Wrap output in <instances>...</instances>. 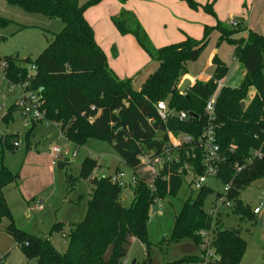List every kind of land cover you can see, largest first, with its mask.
<instances>
[{"label":"trees","instance_id":"16d2710c","mask_svg":"<svg viewBox=\"0 0 264 264\" xmlns=\"http://www.w3.org/2000/svg\"><path fill=\"white\" fill-rule=\"evenodd\" d=\"M11 7L26 12L59 19L63 31L53 35L48 46L33 62L6 57L1 64L4 79L10 86L27 85V90L39 92L43 101L45 121L57 124L66 142L79 148L89 140L97 139L111 145L121 163L133 169L129 184L135 188L129 207L121 204L123 188L112 177L91 179L98 168L96 160L85 159L81 179L90 181L92 195L85 220L81 223H56L51 234L61 233L69 225L68 250L60 254L50 243L49 237H35L22 230L13 219L3 191L17 184L18 175L0 158V221L10 223L4 229L23 254L26 264H124L134 239L146 246L148 264L152 244L148 240L150 209L155 201L175 197L189 175L191 167L196 178L205 175L204 150L200 139L207 126H213L216 144L222 161L217 165L213 180L228 188L216 192L208 182L196 198L186 201L175 220L170 237L173 243L193 241L199 254L177 264H241L247 243L238 230L227 229L222 220L214 219L204 208L208 197L214 203L225 198L233 214L242 219L254 220V214L241 200V192L257 180L264 179V35L249 31L246 38H234L242 28H227L220 22L210 29L205 27L204 37L154 49L136 16L123 10L112 18L120 35L133 36L143 51L157 64L141 90H136L131 79L121 80L109 67L107 57L98 46L93 28L85 18L86 11L104 0H90L81 5L79 0H5ZM126 3L128 0H119ZM198 11L201 7L215 16L213 4L199 5L195 0H180ZM4 26L7 22L2 21ZM220 32V41L235 47L234 57L246 69L243 84L237 88L222 87L216 98L212 118L204 115L207 102L214 96L219 83L228 75V67L215 56L214 71L206 83L196 81L186 95L179 92L187 65L196 62L210 42V33ZM0 64V66H1ZM36 68L31 74L29 68ZM254 88L256 97L242 109L249 90ZM164 101L167 117L157 111V104ZM12 107L4 116L11 119ZM184 112L187 119L181 121ZM45 121H31L32 124ZM45 122V123H46ZM32 132V129L29 133ZM186 135L191 142L175 148L169 139ZM0 141L13 150L10 137L0 136ZM163 157L162 167L155 178L140 174L145 165L139 160L143 155ZM168 155L170 159L168 160ZM152 180V183L148 181ZM70 182V181H69ZM151 185V186H150ZM215 225L212 244L214 257L208 258L203 248L200 232Z\"/></svg>","mask_w":264,"mask_h":264},{"label":"rangeland","instance_id":"374dc122","mask_svg":"<svg viewBox=\"0 0 264 264\" xmlns=\"http://www.w3.org/2000/svg\"><path fill=\"white\" fill-rule=\"evenodd\" d=\"M89 1L90 0H79L81 5ZM195 1L201 6L212 3L213 7L217 2V0ZM147 2L148 0H137V4L141 5H145ZM178 3L183 6L184 10L189 8L188 4L184 1L179 0ZM224 5H226V3H224ZM150 7L154 15L152 20L154 29L151 30L154 35L152 34L151 36L152 40L149 36L148 37L154 49L181 43L189 37L185 31L187 27L190 26L189 21L194 18L189 19L183 14L181 9L171 8L168 4H164L159 0H152L150 2ZM252 8L253 0H242V2L236 4L235 8L230 12L226 9L225 13L222 15L223 18L218 17V22L227 28H231L229 25L230 20L240 24L242 31L237 33L234 38H240L242 35L246 34V29L252 27V24H254V27L256 26L260 29L264 28V14L254 16ZM88 10H92V13L94 12L93 16L97 19L95 22L91 21V23H93L94 27L92 28L98 33V42L102 44V50L106 53L105 55L110 63L118 60L117 62L122 71L120 73L121 76L118 74L117 76L121 78L126 77L123 75H125L124 69L126 68V64L128 65V61L125 57H119L118 51H126V56L130 58L132 47L128 44L122 46L120 43L116 46L114 42H110L111 40L107 36V29H105L103 25V20L102 22L100 20L101 11L96 7ZM200 10L201 15H209L202 7ZM161 11L169 15L174 14V16H180L183 20H179L178 23L172 22L170 18ZM2 21L7 22V24L3 26L1 24ZM108 21L111 25L113 24L112 18L110 19L109 17ZM195 23L196 22L192 23L191 26L196 27L197 25H195ZM210 23H203V25H208L209 28L212 29L213 27L210 26ZM141 27L146 32V29L142 25ZM63 29L64 24L59 19H51L46 15L26 12L19 7H11L5 0H0V64L4 58L13 56H17L19 60L28 59L31 62L35 61L48 46V41L51 37L60 34ZM176 35L178 37L183 35L187 36L181 38V40L184 39L183 41L180 40L181 42H175L172 37ZM203 37L204 34H202L199 39L190 38L200 41ZM130 38L135 42L136 48H139V52L145 57L147 56L149 61L140 71V74L137 75L138 77L136 79H134V75L132 77H127L128 79H133L137 87H142L150 74L157 70V64H154V61H152L137 44L133 36ZM220 39L221 35L217 30H213L210 33V42L207 49H205L199 57V60L188 63V75L197 79L200 78L203 81L207 80L214 70L211 57L215 56L230 69L225 82L235 73V66L241 67L244 70L243 72H246L244 66L234 59L235 47L228 41H220ZM114 58L117 59L114 60ZM151 65H154L155 68H152ZM186 76L183 77L181 83L185 79H190ZM233 78L235 82L232 85H240L242 81H244V76L241 74L240 70L234 74ZM194 82L196 83V81H193V85L195 84ZM252 90L253 88L249 90L248 96L244 101L247 105L250 101L249 95ZM215 94L218 97V90ZM22 96L23 93L20 86H10L4 79L0 66V136L10 137L11 144L17 141L20 146L18 150L15 151L6 147L3 142L0 141V158L3 156L5 164L10 168L11 172L19 176L20 181H18V185H21L22 181H24L21 171L25 155L27 154V147L30 150L33 149L34 152L40 151L41 154L48 151L49 147L54 144L59 148L70 149L71 151L74 149L71 143L60 139L61 131L58 126L52 123L47 124L43 122L37 124L30 134L29 131L33 126L32 122L27 120L20 110L12 111L10 120L5 121L3 119L12 107H17V102ZM204 115L207 116L205 110ZM185 136L186 135L181 134V143L182 137ZM178 140V137L173 139L176 143ZM76 152V155L68 157L69 159L62 157L60 160L61 163H64L65 159H68L71 163L69 165L60 164L59 166L61 167L56 166L52 172V176H50L51 182L47 184H44V182L41 183L37 190L33 188L31 190V197L28 198L26 195L24 196L21 187L17 188L15 184L10 185L4 192L5 201L17 225L32 236L42 238L49 237L52 246L62 255L68 250L69 239L67 235L70 231V223H81L85 220L88 211V203L90 199H92L90 196L92 191L90 181L83 180L80 177L82 164L85 159L91 158L96 160L99 166L93 172L91 179H100L103 176L114 177L117 172L124 174L123 181L128 184L126 188H123L121 194V204L124 207H129L131 205L135 190V188L129 186L134 175L133 169L131 170L120 163L117 154L107 142L92 139L85 145L77 148ZM161 167L162 164H153L149 169L143 168L140 174L155 178ZM186 168L189 172H192L190 166L187 165ZM46 178L45 174L42 181L46 180ZM192 180H194V175L189 173L186 178V183L183 184L175 197L167 196L165 200L158 199L151 206L148 224V240L151 242L152 248L148 264H177L199 254V248L191 240H186L177 244L170 241L176 217H178L184 203L189 199L194 200L197 196L193 184L190 186ZM148 182L152 183V180ZM208 183L209 187L211 186L216 192L224 193L225 187L215 182L213 183L211 180ZM214 200L215 197L212 195L205 201L204 208L207 210L208 214L213 207H218L222 200L226 201L225 198H221L215 202L216 205H214ZM241 200L245 205L251 207L252 210L254 207H257V204H260V202L264 200V179L255 181L243 190L241 192ZM38 205H42L44 210L38 211ZM224 212L225 211L218 214V216L222 218L221 220L223 221L224 227L238 230L240 236L247 243V250L241 264H264V224L257 220L242 219L240 216L234 215L230 210H227V215L222 217ZM56 223H65L69 225L64 228L63 232L51 234L52 228H54L53 226ZM8 225L9 223L6 218L0 221V262L5 263L6 258L10 256L8 263L22 264L24 262L23 254L18 251H13L15 246L14 239L4 230ZM126 261H129L130 264H132L133 261H136L137 264L146 262V246L135 239Z\"/></svg>","mask_w":264,"mask_h":264},{"label":"crops","instance_id":"0c3cea01","mask_svg":"<svg viewBox=\"0 0 264 264\" xmlns=\"http://www.w3.org/2000/svg\"><path fill=\"white\" fill-rule=\"evenodd\" d=\"M151 1L152 0H148V2L145 3V5H141V4H137V0H128L126 3H121V2H119V0H104L101 4L95 6L102 13L101 14V17H100V20H101V22L103 20V25H104L105 29H107L106 30L107 31V36L111 40L110 42H114V44L116 46H117L118 43H120L122 46L124 44H128L129 46L132 47V52L130 54V56H131L130 58H128L126 56V51H124V52L118 51L119 57H121V58L122 57H125L126 60L128 61V65L126 64V68L124 69L125 70L124 71L125 75H123V76H126V77H122L121 78V77H118L117 76V74L120 75V73L122 71L119 63L117 62L118 60H116L118 57L117 58H114V60H116V61H112V63H110L109 62V59L107 58L109 67L111 68V70L116 74V76L119 79L121 78V80H126V79H128L127 77H132L133 75L135 76L134 79H136L138 77L137 75L140 74V71L146 66V64L149 61H148L147 56L145 57L143 54H141L139 52L140 51L139 48H136L135 42H133L132 38H130L131 35L130 36L127 35V36H124V37L121 36L119 34V32L117 31V29L114 27V25L112 24L113 25L112 26L111 23H109L108 18L110 17V19H111L114 16L120 15V13L123 10L132 12L136 16V18L138 19L139 23L146 29V33L148 34V36L152 40V37L151 36H152V34L154 35V33L151 30L154 29V27H153V21H152L154 15H153V11H152V9L150 7V2ZM159 1L163 2L164 4H168L171 8H176V9L179 8V9H181V11L183 12V14L186 17H188L189 19L190 18H194L191 21H189L190 22V24H189L190 26L187 27L185 33L189 37H193V38H196V39L201 38L202 34H204L205 27H209L208 25H203V23L208 24V23L211 22L210 23V26L215 27L217 25V23H218V17H222V15L225 13V10L226 9H228L229 12H230L233 8H235L236 4L242 2V0H217V2L215 3V6L213 7V10H215L214 11L215 12V16H211V15H205V14H202L201 15V13H200L201 10L200 9L198 11H194V10L189 9V8L184 10L183 6H181V4L178 3L179 0H159ZM224 3H226V5H224ZM252 11H253V15L254 16L255 15H262V14H264V0H253V8H252ZM161 12H163V11H161ZM195 12H197V13H195ZM163 13H165V12H163ZM93 14H94V12L92 13V10H87L86 11V14H85V18H86V20L88 21V23L90 24L91 27H93V23H91V21L95 22L97 20V19H95L96 17H94ZM98 15H100V14H98ZM166 16L169 17L170 20L172 22H175V23H178L179 20H183V19L180 18V16H174V14H170V15L169 14H166ZM194 22H196L195 23V25H197L196 27L195 26H191L192 23H194ZM239 26H240V24H239ZM251 26L252 27L246 29V34L242 35L240 38H246L248 36V32L250 30L251 31H254V32H257L259 34L264 35V28H261L260 29L259 27H256V26L254 27V24H252ZM94 33H95L96 42H97V44L100 45V46L99 45L98 46L102 49V47H101L102 44H100L98 42V33H96L95 30H94ZM173 34H175V33H173ZM187 35H183V36H187ZM183 36L178 37L176 35L175 37L173 36L172 38H173V40H175V42H179ZM183 40H181V41H183ZM213 58L214 57H211V60L212 61H213ZM234 59H235V57H234ZM154 64L156 65L155 62H154ZM239 64H241V63H239ZM151 66H152V68H155L154 65H151ZM229 70L230 69L228 68V71ZM238 70H240L241 74L244 76V79H245L246 72L244 73L243 72L244 70L241 67L235 66L234 67L235 73ZM245 71H246V69H245ZM235 73H233V75H231L229 77V79L227 80V82H225L226 77L222 81H220L219 88H218V92L220 91V88H222V87H229V88H232V89H237V88H239L243 84V81H242V83L240 85L239 84L232 85L235 82L234 81V78H233V76H234ZM186 75L185 76L188 77V78H190V80L193 79L192 81H197L198 80V81L203 82V83L208 82L209 80H211L210 78L212 77V75H211L207 80L203 81L200 78L197 79V78H194V77L188 75V72H187ZM131 80L133 81L134 88L136 90H141L142 87H137L136 86V83L134 82V80L133 79H131ZM255 95H256V91L253 88V90L251 91V94L249 95L250 101L254 97H256ZM214 96H216V94ZM246 106H247V103L245 102V107ZM0 110H1V108H0ZM38 124H41V123H38ZM52 124L55 125V126H58L57 124H54V123H52ZM32 125H33L32 126V131H33L37 124L36 125L32 124ZM58 128H59V126H58ZM174 138H175V136H174ZM180 138L181 137L178 136V139H180ZM17 144H18V142H17ZM182 144L183 143H181L180 145H182ZM53 146L49 147L48 151H46V152H44L42 154L40 153V151L34 152L33 149L30 150V149H28V147L26 148L27 149V151H26L27 154L25 155V158H24V161H23V168H22V171H21V175H22V178L24 179V181H22L21 185H18V183L15 184L17 186V188L21 187V190H22L24 196L26 195L28 198L31 197L32 196L31 195V190L33 188L37 190V188L39 187V185L41 183L44 182V184H47V183H50L51 182L50 181V176H52V172H53L54 168L56 167V166H53L52 165V160H51V156H50V151H51V148ZM179 146L178 147L176 146L175 148H179ZM19 147L20 146L18 144V147L16 148V150H18ZM76 150H77V147L74 146L73 151H76ZM62 157L63 158H68V157H65V156L59 157V162H58V165L57 166H59L60 164H63V165L64 164H67V165H69L71 163L68 160L69 158L68 159H65V162L64 163H61L60 160L62 159ZM118 158H119V156H118ZM4 163H5V160H4ZM120 163H121V160H120ZM6 166H7V164H6ZM59 167H61V166H59ZM118 173L119 172H117L116 175ZM189 173H192V172H189ZM45 174H46V177H47L46 178L47 181L46 180L42 181V178L44 177ZM211 181L214 183L213 180H211ZM208 182H210V181H208ZM27 183H28V186H27ZM125 184H126L125 186H128L127 183H125ZM8 187H6L4 189L3 194H4L5 190ZM91 195H92V191H91ZM4 196H5V194H4ZM214 205H216V203H214ZM39 206L40 205L37 206L38 211H43L44 208L42 210H40L39 209ZM254 208H256V207H254ZM228 210H230L231 212H233L231 208L228 209ZM224 215H227V211L224 212V214H222V217ZM217 218H219V216ZM220 218H221V216H220ZM13 219H14V216H13ZM254 220L255 221L256 220L257 221H260L261 223L264 224V209H263V211H262L261 214L255 215ZM14 221L16 222L15 219H14ZM8 223H10V222L8 221ZM222 223H223V221H222ZM16 224H17V222H16ZM215 228L216 227L213 224V228L212 229H215ZM214 232H213V234H214V238H215V233ZM134 240L132 241V245L134 243ZM13 251L20 252V250L18 248H16V246H14V250ZM9 259H10V256L8 258H6V262L5 263L0 262V264H10V263H8V260ZM134 262H135V264H137L136 261H133L132 264H134ZM22 264H26L25 258H24V262ZM124 264H130V262L125 260Z\"/></svg>","mask_w":264,"mask_h":264},{"label":"built area","instance_id":"2783aa9c","mask_svg":"<svg viewBox=\"0 0 264 264\" xmlns=\"http://www.w3.org/2000/svg\"><path fill=\"white\" fill-rule=\"evenodd\" d=\"M229 25L232 28H238L239 24L235 21L229 22ZM4 65L1 64V68ZM31 74L35 73L36 68L31 66L29 68ZM23 96L22 98L17 102V108L22 112L23 116L27 118V120L30 121H45V112L43 111L42 105L43 101L41 98V95L39 92L36 91H29L27 90V85H22L20 86ZM216 96H213L209 99L205 106V113L209 118H212L214 115V110H215V104H216ZM157 111L159 114L162 116V118L167 117V106L164 102H159L157 104ZM187 114L182 112L179 116L180 120H186L187 119ZM46 122V121H45ZM49 123V122H46ZM61 140H65L62 133L60 136ZM169 139L171 144L174 147H178L181 144L180 139L178 140L177 144L176 142L173 141L174 136L172 134H169ZM184 142H191L190 137H182V143ZM201 142V147L204 150V158H205V166H206V171L204 176H201L199 178H196V180L193 183L194 190L198 192L206 183L214 177L217 169V165L222 161V157L219 153V146L216 144V139H215V133H214V128L213 126H207L204 130V133L202 135V138L200 139ZM15 147H18V144L15 143ZM76 151H71L69 149H63L59 148L56 145L51 148L50 151V156L52 160V165L57 166L59 162V157L65 156V157H71L76 155ZM170 159V155H168V160ZM139 160L145 165L144 168H150L151 166L157 165V164H162L164 159L163 157H152L148 155H143L139 158ZM124 174L119 172L117 175L112 177V181L115 183H118L120 186L125 187V182L123 181ZM228 190V188H225V192ZM258 206L254 208L253 214L259 215L262 213L264 209V200L260 202V204H257ZM222 206V207H221ZM230 203L226 202L225 200H222L220 205L218 207H213L211 209V212L209 213L214 219L218 217L219 213H223V211H227L230 209ZM39 209L42 210L43 206L40 205ZM213 228V227H212ZM208 229V230H203L200 232V236L203 238V248L204 250L207 251L208 258L214 257V250L212 248L213 240H214V229Z\"/></svg>","mask_w":264,"mask_h":264},{"label":"water","instance_id":"95a60500","mask_svg":"<svg viewBox=\"0 0 264 264\" xmlns=\"http://www.w3.org/2000/svg\"><path fill=\"white\" fill-rule=\"evenodd\" d=\"M193 86V81L190 79H185L183 80V82L181 83V85L179 86V92L182 93V95H186L187 92L190 90V88H192ZM241 107L242 109L245 108V102L241 103ZM135 264V262H134Z\"/></svg>","mask_w":264,"mask_h":264}]
</instances>
